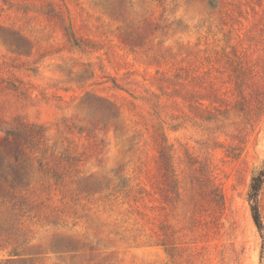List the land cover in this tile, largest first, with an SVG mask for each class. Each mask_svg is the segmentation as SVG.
Segmentation results:
<instances>
[{
	"label": "rangeland",
	"instance_id": "374dc122",
	"mask_svg": "<svg viewBox=\"0 0 264 264\" xmlns=\"http://www.w3.org/2000/svg\"><path fill=\"white\" fill-rule=\"evenodd\" d=\"M261 169L264 0H0V262L264 264Z\"/></svg>",
	"mask_w": 264,
	"mask_h": 264
},
{
	"label": "trees",
	"instance_id": "16d2710c",
	"mask_svg": "<svg viewBox=\"0 0 264 264\" xmlns=\"http://www.w3.org/2000/svg\"><path fill=\"white\" fill-rule=\"evenodd\" d=\"M166 141L165 136L163 137ZM264 181V169L259 170L256 174H254L251 177L249 190H248V200L250 203V211L251 216L253 219V222L258 229V231L261 233L262 231V220H261V214L257 203V195L261 188V185ZM10 257L6 258L5 260L1 261L0 264H18L17 260L13 259L16 254H9ZM14 255V256H13Z\"/></svg>",
	"mask_w": 264,
	"mask_h": 264
}]
</instances>
